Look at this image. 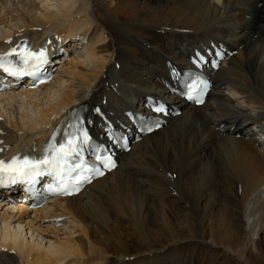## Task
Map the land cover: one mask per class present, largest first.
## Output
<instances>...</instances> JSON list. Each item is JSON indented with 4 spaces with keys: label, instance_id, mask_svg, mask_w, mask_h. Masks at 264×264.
<instances>
[{
    "label": "bare ground",
    "instance_id": "obj_1",
    "mask_svg": "<svg viewBox=\"0 0 264 264\" xmlns=\"http://www.w3.org/2000/svg\"><path fill=\"white\" fill-rule=\"evenodd\" d=\"M3 1L15 24L0 35L1 50L48 34L86 49L60 67L69 85L56 76L0 95L28 100L38 114L0 115L8 154L42 148L68 107L86 104L101 126L141 108L146 95L166 94L171 65L186 66L199 46L222 42L235 54L212 73L204 105L183 107L82 193L33 212L40 221L69 218L77 238L44 243L32 213H0V264H264V138L249 127L264 134V0H59L56 19L37 15L34 0L26 10V0ZM56 84L57 99L43 106ZM21 224L39 242L21 239Z\"/></svg>",
    "mask_w": 264,
    "mask_h": 264
},
{
    "label": "snow or ice",
    "instance_id": "obj_2",
    "mask_svg": "<svg viewBox=\"0 0 264 264\" xmlns=\"http://www.w3.org/2000/svg\"><path fill=\"white\" fill-rule=\"evenodd\" d=\"M18 48L19 51L17 48H13L5 55L0 56V69H3L5 73L13 76H21L25 74L26 70L36 69L46 62V54L43 50L32 52L21 46H18ZM13 55L17 57L23 67H18L17 64L8 59ZM203 87H207L206 82L203 84ZM80 123L82 124L83 121ZM147 130L151 131L152 129L148 128ZM88 144V133L82 128H78L74 133H66L64 140L57 143H50L46 146L43 155L39 158L24 156L22 158L13 157L9 161L0 160V186L17 183L24 179L30 180L45 170L50 171L55 176L63 178V176L72 170L69 167L70 161L73 158L80 157L83 148ZM74 182L77 186L76 190H78L81 181L74 178ZM60 183L63 184V179H61ZM61 193L71 195L73 194V189L65 185L61 187Z\"/></svg>",
    "mask_w": 264,
    "mask_h": 264
},
{
    "label": "rangeland",
    "instance_id": "obj_3",
    "mask_svg": "<svg viewBox=\"0 0 264 264\" xmlns=\"http://www.w3.org/2000/svg\"><path fill=\"white\" fill-rule=\"evenodd\" d=\"M27 1H29L28 3H30V0L24 1L26 3L25 10L28 7H30V5L27 3ZM3 2H5V1L0 0V19H1V17H5V16L6 17H5V23H1V21H0V35L4 31L11 32V30H14L11 27H13V25L15 24V21H12L13 18H10V15H7V13H6V10H10V7H9L10 5L6 4V3H3ZM31 2H32V0H31ZM34 2L37 3V7L39 9L38 12H37V15L38 14H43V13L44 14L51 13L54 16V18L56 19V16L58 14H62L63 13V11L61 10V3L59 2V0H34ZM3 4L5 5V8H4ZM73 4H74V6H73ZM76 5H79V3L78 2L75 3V1H73L71 6H73L74 8L71 7V9L75 10L76 7H77ZM30 11L31 12H30L29 16L31 14L33 15L35 13V11H33L32 8L30 9ZM13 16H14V14H13ZM47 28L48 27H46L45 29H47ZM8 29L10 31H8ZM50 29H51V27L48 30H50ZM79 41H81V40L75 41V44H76V46H79V44L81 43L80 45L82 47L83 41H81V42H79ZM80 52L81 53L82 52L83 53L86 52V49H84V46L80 49ZM81 53H78V55H76V57L77 58L80 57ZM80 61H82V62L84 61L85 62V63L83 62V64H82L84 67L87 66V63H86L87 61L85 60V58H80ZM65 63H67V62H65ZM65 63L63 65H65ZM64 75L65 74L63 73V71H61V73H59V75H56V76L62 77L63 82H64V86H67V85H69L70 80H69L68 76L65 75L66 76L65 77ZM52 82H54V81H52ZM57 86H58L57 84L55 86H52V88L50 89V92L48 93L49 95H47L49 99H47V97H46V99L44 98L45 99L44 100L45 103L43 102V106H46L47 103H49L48 101L51 102L52 100L57 99V95L59 93V90L62 89L61 87L59 88ZM44 93L47 94L46 91H44ZM3 99H5V100H3ZM11 101L12 100H6V98H0V115L4 116L3 119L5 118L4 119L5 121L8 120L7 119L8 115L12 111H14V113L16 112V119H18V120L21 119V117L26 115V116H28L29 121L30 120L33 121L36 118V115L38 116L36 108L34 107L33 104L30 103V101L25 100V99L22 100V98H20V97H18V99L14 101L15 103L13 101L12 102ZM38 103H39V100H38ZM237 103H239V102L237 101ZM249 127H251L252 129L253 128L255 129V126H253V125H250ZM20 134L21 133L19 132L18 136H20ZM257 136H258V138L260 137V135H257ZM17 138H19V137H17ZM263 147H264V145H263ZM45 207H46V205L43 208H45ZM43 208H41V209H43ZM44 211H47V210H44ZM49 211H50V213L48 215L53 216L54 212L51 213V210H49ZM2 212L3 211H0V213H2ZM33 214L34 213L30 214V216L33 219L32 221L36 222L35 225H34L35 226V230L36 231L39 230V231H37L36 235L42 237V239H44L43 240L44 243H47L46 241H50L51 243H53L55 241L54 243H58L59 241L66 240L67 237L75 238V236H76V238H77L78 233H74L73 232V231L76 230V228L73 227L74 225H73V223L71 222V220L69 218H65V219L64 218H58L56 220H53L52 222L49 221V220L40 221V220H38L39 218H37ZM40 222H41V224H40ZM53 222H55L56 224H51ZM20 226H22V228ZM38 226H40V227H38ZM15 229H16V232L18 233V236H20V238L23 239L26 242L32 243L33 240H35V239L38 240L36 237L31 236L30 233H32V232L29 231L27 229V227H23L22 224L21 225H16ZM28 232H29V234H28ZM29 235H30V237H29ZM31 237H33V238H31ZM36 240H35V242H36ZM37 242H39V240Z\"/></svg>",
    "mask_w": 264,
    "mask_h": 264
}]
</instances>
